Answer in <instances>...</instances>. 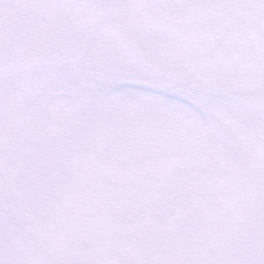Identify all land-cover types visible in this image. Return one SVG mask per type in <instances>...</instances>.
<instances>
[{"label": "rangeland", "instance_id": "1", "mask_svg": "<svg viewBox=\"0 0 264 264\" xmlns=\"http://www.w3.org/2000/svg\"><path fill=\"white\" fill-rule=\"evenodd\" d=\"M14 1L0 264H264V0Z\"/></svg>", "mask_w": 264, "mask_h": 264}, {"label": "trees", "instance_id": "2", "mask_svg": "<svg viewBox=\"0 0 264 264\" xmlns=\"http://www.w3.org/2000/svg\"><path fill=\"white\" fill-rule=\"evenodd\" d=\"M21 1V0H20ZM16 2V7H17V11H19V13H27L28 10H31L29 8V6L23 2V3H18L17 0L14 1ZM218 2V3H217ZM222 0H217L216 3L213 6L214 12L213 14L218 15L216 11H219L220 8H222ZM264 43V37H261L260 40L256 43V49L261 50L262 44ZM240 68H242V65H240ZM241 74V73H240ZM253 78V77H252ZM251 82V79L248 78V75H244L241 76L240 80L237 79L233 82V84L231 85V87H229L227 85V83L225 84V87L228 88L231 91H235V92H241V91H245V83L246 82ZM218 85H220L218 83Z\"/></svg>", "mask_w": 264, "mask_h": 264}]
</instances>
